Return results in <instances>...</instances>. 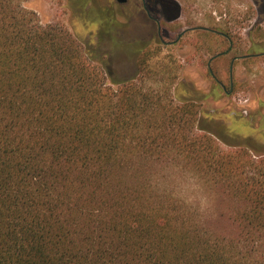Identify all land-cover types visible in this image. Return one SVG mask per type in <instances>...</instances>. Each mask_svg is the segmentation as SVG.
Listing matches in <instances>:
<instances>
[{"label": "trees", "instance_id": "1", "mask_svg": "<svg viewBox=\"0 0 264 264\" xmlns=\"http://www.w3.org/2000/svg\"><path fill=\"white\" fill-rule=\"evenodd\" d=\"M115 32L0 0V264H264V146L208 128L201 93L113 78ZM172 161L225 206L160 189Z\"/></svg>", "mask_w": 264, "mask_h": 264}, {"label": "rangeland", "instance_id": "2", "mask_svg": "<svg viewBox=\"0 0 264 264\" xmlns=\"http://www.w3.org/2000/svg\"><path fill=\"white\" fill-rule=\"evenodd\" d=\"M14 1L26 10L33 11L42 25L62 28L76 37L81 45L90 43L93 47L97 46L96 30L90 27L92 16L86 14L87 7L79 12L71 0ZM91 1L96 4L97 0ZM212 2L207 0V10L210 9ZM221 4L224 6L223 2ZM247 4L245 0H234L232 11H246ZM114 21L120 24V19ZM129 26L128 33L120 34V42L107 41L100 45L101 50L108 52L107 64L113 78L125 80L137 76L141 80L144 92L152 87V90L162 94L166 87L171 89L177 87L179 92L185 95L189 90L194 94L201 93L205 98L200 103V109L208 116L205 120L207 122H204L208 128L217 129L226 135L228 127L229 131L239 133L241 137H250L257 144L264 146V58L234 64L231 71L233 89L231 93H225L216 80L225 86L226 91L229 90V56L220 58L219 65L214 63L210 66L214 75L212 77L205 63L195 64L198 59H194L192 51H172L164 47L151 51L143 70L140 71L136 56L131 54L129 49L122 48L123 43L132 42L133 38L139 37L138 35L135 37L133 33L135 23L132 22ZM263 26L264 24L262 28ZM244 29L245 26H241L240 30H237V27L233 28L235 42L241 47L233 54L245 52L248 41ZM224 47L225 45L223 48L215 45H212L211 49L207 47L206 58L223 51ZM172 162L168 166L158 168L157 183L160 189L173 193L196 207L199 206L201 210L205 209L208 203L212 202L210 190L197 184L190 171L179 169L177 161ZM212 204L220 209L225 206L219 200L213 201Z\"/></svg>", "mask_w": 264, "mask_h": 264}, {"label": "flooded vegetation", "instance_id": "3", "mask_svg": "<svg viewBox=\"0 0 264 264\" xmlns=\"http://www.w3.org/2000/svg\"><path fill=\"white\" fill-rule=\"evenodd\" d=\"M212 1L207 10V0H97L96 4L91 0H71L79 12L87 7L86 14L92 16L90 27L96 30L95 38L100 31L114 30L117 36L113 43L120 42V34L128 33L129 24L135 23L133 33L139 37L123 43V49L129 45L141 51L164 47L172 51H192L194 59H198L195 64L205 63L212 77L210 66L214 63L219 65L220 58L229 56V90L226 91L225 86L216 81L223 92L231 93L234 64L264 58V0H245L248 3L246 11L236 12L232 11L234 0ZM114 19H120V24ZM241 26L246 27L244 31L248 45L244 53L233 54L241 48L235 42L233 28L240 30ZM212 45L218 48L225 45V49L207 59V47L211 49Z\"/></svg>", "mask_w": 264, "mask_h": 264}]
</instances>
